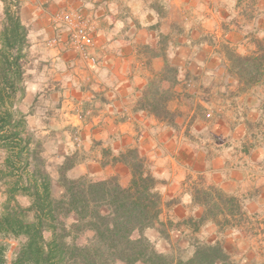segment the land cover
<instances>
[{"label": "crops", "instance_id": "1", "mask_svg": "<svg viewBox=\"0 0 264 264\" xmlns=\"http://www.w3.org/2000/svg\"><path fill=\"white\" fill-rule=\"evenodd\" d=\"M20 2L29 46L17 109L25 115L32 147L41 145L52 186L62 190L59 168L68 156L75 161L69 177L115 176L127 185L131 169L121 156L137 149L160 181L167 202L161 219L185 226L174 224L163 239L147 232L160 239L159 251L190 258L197 235L200 243L221 242L229 264H255L247 248L230 246L239 238L221 217L232 215L228 203L211 217L196 192L212 187L235 198L241 210L264 211V94H252L264 86V74L248 83L235 67L236 55L263 60L264 0ZM65 13L89 20L95 62L71 46L68 25L54 20ZM0 15L1 29L2 0ZM55 37L59 41L49 44ZM153 80L160 92L169 90L165 105L171 116L151 109L150 102L162 95L151 94ZM18 199L23 204L24 197ZM207 228H213L212 237L206 238Z\"/></svg>", "mask_w": 264, "mask_h": 264}, {"label": "trees", "instance_id": "2", "mask_svg": "<svg viewBox=\"0 0 264 264\" xmlns=\"http://www.w3.org/2000/svg\"><path fill=\"white\" fill-rule=\"evenodd\" d=\"M5 21L0 30V146L8 152L5 162L16 180L8 188V198L0 214V264L6 259L7 240L23 241L11 264H229V255L219 241L195 244L192 257L181 253L159 251L149 230L169 238L172 221L161 219L164 211L160 181L147 166L137 149L122 154L131 169V180L123 185L117 177L93 179L87 175L69 177L74 166L68 156L59 168L62 193L53 191L52 179L41 155V145L32 147L25 115L17 109L25 94L24 74L28 30L20 17V0H3ZM239 71L253 77L262 71L263 60L236 55ZM264 58V57H261ZM169 76L174 73L167 69ZM150 92L159 99L150 102L156 113L171 116L165 101L168 91L160 92L153 80ZM1 173H3L1 171ZM4 178V175L1 176ZM22 191L32 198L29 207L16 201L15 193ZM196 200L204 203L211 217L223 213L219 201L224 195L209 187L197 190ZM16 201V202H13ZM238 208L235 198L229 199ZM228 201V202H229ZM33 212L29 219L28 213ZM71 219L70 224L66 220ZM205 217L201 218V222ZM198 226H196L197 228ZM50 233L47 238L46 233ZM87 235L83 243H72L70 236Z\"/></svg>", "mask_w": 264, "mask_h": 264}, {"label": "rangeland", "instance_id": "3", "mask_svg": "<svg viewBox=\"0 0 264 264\" xmlns=\"http://www.w3.org/2000/svg\"><path fill=\"white\" fill-rule=\"evenodd\" d=\"M0 17H1V15H0ZM2 27H1V29H2ZM261 55H262L261 57H264V52ZM263 61H264V58H263ZM262 69H263V71H260V72L262 74H264V66H262ZM237 71L245 79V81L248 80L247 81L248 83L256 81V80H260V78H261V76H259L260 74L254 75L253 77L250 78V76L248 77L249 74H247V73L242 74L238 68H237ZM185 84H186L185 89H188L190 91V88L192 85H188V81H186ZM258 87L256 88V90L252 94H264V86H261V84H259ZM7 154H8L7 150L0 146V198L2 197V195L6 196V200H4L5 202H3L2 199H0V214L4 210V206L6 204V201H7L8 195H9L8 194V188L12 185L14 180H16L15 176L8 175L6 173L7 171H9V169L7 168V164L5 162ZM147 166L149 167L148 164H147ZM1 171L3 173H1ZM2 175H4V178L1 177ZM53 191L58 196L62 193V190L59 191L58 189H55L54 187H53ZM15 195H16V201L18 202L19 205H21L23 207H29L31 205L32 198L29 195L24 194L22 191H17L15 193ZM18 196L24 197V199H22L23 204L19 201ZM25 198H27V199H25ZM223 198H224V201L223 202L221 201V202L223 204L228 203L227 211L230 214L235 215L234 217L232 215L230 217H223V215H222L221 217L223 219V223H224V225H226L227 223L232 224V225H230L231 229L235 228V231H234L236 234L235 237L239 238V239H236V241H231L230 246L232 247V249H235V248L238 249V251L240 248H244V247L247 248V253L252 252L253 254H250V255L256 256L255 264L256 263L257 264H264V213H262V214L260 213L263 211L262 209H264V208H261L262 211H260V210L257 211V209H256L254 211L251 210V212L249 213V212L245 211L244 209L241 210L239 207L236 208L234 206L235 204L233 205L232 202L229 201L230 198H228V197H226V198L223 197ZM16 201H13V202H16ZM242 213H243V215H242ZM207 215H208V213H207ZM28 217H29V219L33 218V212H29ZM71 221H72L71 219L66 220L67 224H70ZM236 224H238V225L236 226ZM181 225H182L181 222L176 223L175 227L180 228V229L182 227L185 228V226H181ZM227 227L228 226H223L221 232L226 234L228 231ZM196 229H199V227H197ZM149 232H150V234H152V236H154L156 234L160 235V234H158V232L156 230H149ZM205 232H206V234H208L206 236V238L209 236L212 237L213 233H214L213 228H207V230ZM87 235H90V233H87L86 235H75V236L72 235V236H70L69 241L72 243H75V242L76 243H83L85 241V238ZM46 236H47V238H50V233L49 232L46 233ZM159 237H161L163 239V237L161 235ZM155 238L156 237H154V244L157 248L158 245H160V243H159L160 239L155 240ZM194 238L195 239L197 238V240L200 241L198 239L199 237L197 235H194ZM22 241H23V239L21 237L20 238H11V239L6 241L7 242L6 259H7V262L9 264L12 263L17 252L19 251V248L21 246ZM163 252H166V251H163ZM248 263H249V261L246 262L244 260L243 261L240 260V263H238V264H248Z\"/></svg>", "mask_w": 264, "mask_h": 264}, {"label": "built area", "instance_id": "4", "mask_svg": "<svg viewBox=\"0 0 264 264\" xmlns=\"http://www.w3.org/2000/svg\"><path fill=\"white\" fill-rule=\"evenodd\" d=\"M56 22H64L69 27V43L71 46L78 50L80 54L92 61H96V57L90 52L91 48L94 46V34L92 32V26L89 20L81 13L76 14H57L54 17ZM59 41L58 37H55L49 41V44H56ZM192 81L188 80V85H191ZM74 140L76 143L80 144V131L76 129L74 131Z\"/></svg>", "mask_w": 264, "mask_h": 264}]
</instances>
